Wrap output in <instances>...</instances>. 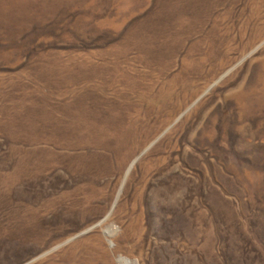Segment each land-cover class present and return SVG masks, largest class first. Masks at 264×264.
<instances>
[{
  "label": "rangeland",
  "instance_id": "obj_1",
  "mask_svg": "<svg viewBox=\"0 0 264 264\" xmlns=\"http://www.w3.org/2000/svg\"><path fill=\"white\" fill-rule=\"evenodd\" d=\"M0 264H264V0H0Z\"/></svg>",
  "mask_w": 264,
  "mask_h": 264
},
{
  "label": "bare ground",
  "instance_id": "obj_2",
  "mask_svg": "<svg viewBox=\"0 0 264 264\" xmlns=\"http://www.w3.org/2000/svg\"><path fill=\"white\" fill-rule=\"evenodd\" d=\"M79 100V99H78ZM80 101V100H79ZM81 102V101H80ZM106 102V101H105ZM76 103V101H75ZM74 103V104H75ZM73 104V105H74ZM79 105V104H78ZM114 105V104H113ZM59 106V105H57ZM62 106V105H61ZM83 106V105H82ZM90 106V105H89ZM69 106H63L60 108H57V110H55L53 112V115H49V117L47 116L48 114L45 113L44 114V118L45 119H49V123H51V129L50 131L46 132L45 130H43L44 132H42V128H38L36 127L35 123L33 124H29V130L33 133L34 137L36 138V140L43 141L45 140V137L48 138L47 135L49 136H53V139L55 141V144L63 146L65 149L66 148H72V147H77V146H82L84 144V138L86 137V135H84L85 133H90V132H97L99 131L100 133H102L103 135H110V134H118L117 130H113V133H111L109 128H105L103 127V123L106 124L107 120L109 117H103L100 113L95 112V111H90L87 109L86 110H82V109H78L76 111L70 110L68 108ZM88 107V106H87ZM86 108V107H85ZM116 108V107H115ZM52 109V108H51ZM73 109V107H72ZM49 111V110H48ZM116 112V111H115ZM43 113V112H42ZM51 113V112H50ZM115 114V113H114ZM121 115V114H120ZM113 117V116H112ZM14 117H11V119ZM40 118V117H39ZM38 118V119H39ZM98 118L101 119L100 122H98ZM16 119V118H14ZM42 119V118H41ZM97 119V122H96ZM29 120V119H28ZM26 120V122L28 121ZM13 121V119H12ZM46 122V121H45ZM111 122L114 123V121L111 120V118L109 119V124H111ZM29 123V122H28ZM101 123V124H100ZM15 124V122H14ZM120 124V123H119ZM9 125V124H8ZM48 125V124H47ZM49 127V126H48ZM20 128V127H19ZM44 128V127H43ZM11 129V128H10ZM23 129V128H22ZM116 129V128H115ZM119 129V128H117ZM121 129V128H120ZM13 131V130H12ZM11 131V132H12ZM124 131V130H123ZM121 132V130H120ZM14 134V133H13ZM123 134V133H122ZM98 135V133H97ZM120 135V134H119ZM101 136V137H102ZM123 136V135H122ZM121 136V137H122ZM96 137V135L94 136ZM119 137V136H118ZM92 138V137H91ZM94 139V138H93ZM122 139V138H121ZM50 141V139H48ZM51 140V141H52ZM120 140V139H117ZM116 140V141H117ZM123 141V140H122ZM125 141V140H124ZM45 142V141H44ZM83 142V144H82ZM86 142V141H85ZM42 143V142H41ZM50 143V142H49ZM87 143V142H86ZM54 144V145H55ZM58 147V146H57ZM72 148V149H74ZM80 148V147H79ZM51 149V148H49ZM53 149V148H52ZM54 151V150H53ZM49 152V151H48ZM81 154V153H80ZM78 155V157H82L81 155ZM51 156V155H50ZM55 157H57L58 159H60V156H58V154L54 155ZM53 158V157H52ZM51 158V159H52ZM54 159V158H53ZM57 160V159H56ZM81 160V159H80ZM53 161V160H52ZM39 162V161H38ZM50 162V161H48ZM45 163V162H44ZM47 163V161H46ZM51 163V162H50ZM53 164V163H52ZM53 166V165H51ZM40 170V169H39ZM130 170V169H129Z\"/></svg>",
  "mask_w": 264,
  "mask_h": 264
}]
</instances>
